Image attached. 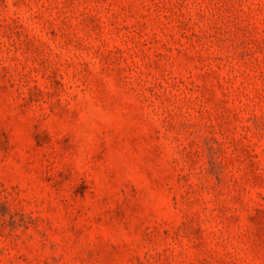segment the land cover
I'll return each mask as SVG.
<instances>
[{"label":"clouds","instance_id":"clouds-1","mask_svg":"<svg viewBox=\"0 0 264 264\" xmlns=\"http://www.w3.org/2000/svg\"><path fill=\"white\" fill-rule=\"evenodd\" d=\"M27 8L38 53L0 30V264H264V229L250 222L264 207V0ZM141 16L180 43L122 84L96 49Z\"/></svg>","mask_w":264,"mask_h":264},{"label":"rangeland","instance_id":"rangeland-1","mask_svg":"<svg viewBox=\"0 0 264 264\" xmlns=\"http://www.w3.org/2000/svg\"><path fill=\"white\" fill-rule=\"evenodd\" d=\"M30 0H12L14 10L4 11L0 8V30L10 33L16 38L26 52L33 54L38 53L35 47V42L29 38L27 31L24 27V16L30 9L27 8ZM101 3H117L118 0H98ZM122 12L126 11L121 9ZM83 30L95 40H100L101 36L106 34L101 29V24L97 17L93 15H85L81 20ZM181 39L187 37L189 42L195 41L199 43V38L195 33H191V29L186 24H181ZM113 35L105 38L101 42L100 47L96 49V55L100 57V61L111 70L119 83L126 84L129 79V73L135 71L137 67L142 66L145 71L149 69L156 70L160 66V61L166 58V54L173 50L169 47L179 44L180 40L168 41L161 43L156 39V34L151 31L150 22L141 16L139 20L131 23V25L123 22L114 23L112 26ZM191 33V35H188ZM55 36V33H51ZM75 48H82L84 44L82 41L76 40L67 41ZM192 46V45H190ZM103 49V50H102ZM42 69L46 68V61L40 62ZM87 72V66L84 68ZM53 84L59 86V82L55 79V74L51 77ZM99 86V82H97ZM207 92V90H206ZM40 98L38 89H33L30 96L31 101H37ZM212 100L211 94L206 95L205 103H210ZM225 124L228 123L226 116L219 117ZM245 159L249 162V168L254 169L255 165L252 163V157L246 150H241ZM255 181L259 177L253 176ZM250 222L253 223L257 229H264V207H259L255 210V215L250 217ZM259 234V232H258Z\"/></svg>","mask_w":264,"mask_h":264}]
</instances>
